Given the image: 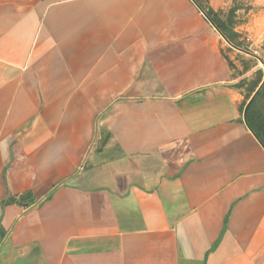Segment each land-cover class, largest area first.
<instances>
[{
    "label": "crops",
    "instance_id": "obj_1",
    "mask_svg": "<svg viewBox=\"0 0 264 264\" xmlns=\"http://www.w3.org/2000/svg\"><path fill=\"white\" fill-rule=\"evenodd\" d=\"M195 0H0V264H264V148Z\"/></svg>",
    "mask_w": 264,
    "mask_h": 264
},
{
    "label": "rangeland",
    "instance_id": "obj_2",
    "mask_svg": "<svg viewBox=\"0 0 264 264\" xmlns=\"http://www.w3.org/2000/svg\"><path fill=\"white\" fill-rule=\"evenodd\" d=\"M196 1L204 14L241 45L239 49L229 46L227 59L234 86L241 91L243 103L247 102L264 77V0ZM258 92L253 108L260 112L264 127V84Z\"/></svg>",
    "mask_w": 264,
    "mask_h": 264
},
{
    "label": "trees",
    "instance_id": "obj_3",
    "mask_svg": "<svg viewBox=\"0 0 264 264\" xmlns=\"http://www.w3.org/2000/svg\"><path fill=\"white\" fill-rule=\"evenodd\" d=\"M195 2H197V1L195 0ZM199 7H200V5H199ZM205 15L209 19V21L217 28V30L222 34V36L231 45H233L234 47H237V48H241V45L238 42H236L229 34L226 33V31L224 30L223 26L218 21H216L214 18H212L208 14H205ZM258 94H259V92H257L255 97L252 99V101L248 105V107H247V109L245 111L244 120H245L247 126L249 127V129L257 137V139L260 141L261 145L264 148V127H263V125L261 123L262 116H261L259 111L255 110L253 108V104L256 101V99L258 97ZM245 103L246 102H244L242 104L241 112H243Z\"/></svg>",
    "mask_w": 264,
    "mask_h": 264
},
{
    "label": "water",
    "instance_id": "obj_4",
    "mask_svg": "<svg viewBox=\"0 0 264 264\" xmlns=\"http://www.w3.org/2000/svg\"><path fill=\"white\" fill-rule=\"evenodd\" d=\"M226 40V39H225ZM227 41V40H226ZM228 42V41H227ZM229 43V42H228ZM230 44V43H229ZM231 45V44H230ZM232 47H234L233 45H231ZM237 48V47H235ZM239 49V48H238ZM264 84V77L260 83V85L257 87V89L255 90V92L253 93V95L249 98V100L246 102L245 106H244V109H243V118H244V115H245V111L248 107V105L250 104V102L252 101V99L255 97V95L257 94V92L259 91V89L262 87V85Z\"/></svg>",
    "mask_w": 264,
    "mask_h": 264
}]
</instances>
